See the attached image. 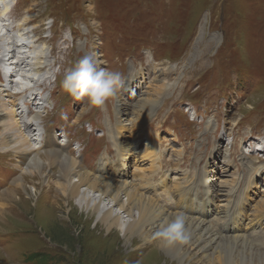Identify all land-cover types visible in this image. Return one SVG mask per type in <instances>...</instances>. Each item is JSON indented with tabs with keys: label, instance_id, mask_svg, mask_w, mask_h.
<instances>
[{
	"label": "rangeland",
	"instance_id": "1",
	"mask_svg": "<svg viewBox=\"0 0 264 264\" xmlns=\"http://www.w3.org/2000/svg\"><path fill=\"white\" fill-rule=\"evenodd\" d=\"M0 24V59L11 56L3 49L11 46L7 41L18 38L23 52L14 51L13 59L27 62L22 73L29 76V65L40 62L39 73L23 84L51 91L48 114L42 112L38 124L49 121V137L66 149L62 154L76 155L90 175L138 185L160 207L158 213H183L201 224L184 245L189 264H220L221 257L264 264V219L247 221L259 214L264 195V105L255 108L264 100V0H18L0 14ZM35 48L44 51L39 59ZM93 52L101 68L120 71L126 79V90L103 109L71 98L61 87L64 73ZM10 96L0 84V103L18 100ZM141 100L151 105L149 117L120 130L117 123L134 117ZM36 106L30 103L29 112L35 114ZM7 145L0 141V159L9 158L19 173L6 176L0 167V264H30L32 254L44 255L48 264H178L150 243L108 235L96 216L59 194L56 185L64 179L58 164L49 163L43 179L31 177L33 154H16ZM54 149L44 148L40 159L48 163L44 152ZM19 162L28 171L18 169ZM17 176L27 195L13 191ZM248 182V219L236 228L228 215L239 212ZM185 190L198 203L195 210L183 207L179 197ZM7 191L17 201L5 198ZM114 212L127 220L116 207Z\"/></svg>",
	"mask_w": 264,
	"mask_h": 264
},
{
	"label": "bare ground",
	"instance_id": "2",
	"mask_svg": "<svg viewBox=\"0 0 264 264\" xmlns=\"http://www.w3.org/2000/svg\"><path fill=\"white\" fill-rule=\"evenodd\" d=\"M15 1H17V0H0V14L2 16L6 15L7 12H9L11 10V7L13 5H15L14 4V3H16ZM0 26H1V24H0ZM1 28H3V27L1 26ZM2 33H4V31ZM7 35L9 36V34H7L5 32V37L8 40H10V38L7 37ZM34 37H32V38H34ZM34 42L35 41H33V40L31 41V43H34ZM11 46H12V44H11ZM18 48L19 47H17L16 49H18ZM6 49H7V52H9V54L12 55V60H13V58L16 56V52H14L13 48H10V47H8ZM19 49H18L20 52L19 55H21V53H22L21 48H19ZM33 53L35 54L36 57H38V59H39V55L40 56L44 55L43 54L44 51L41 49L38 50L37 48L33 49ZM35 56H33V57H35ZM8 57H9V55H8ZM32 61H34V60H32ZM19 62L21 63L20 66L23 65V62L21 60ZM8 65H9V68H11V64L8 63ZM17 66H18V64L15 62L14 67L11 69V71H13V73H12L13 76H9L8 82H9V84L15 86L16 83L13 81V79L17 78L19 86H16L18 88H16V87L15 88H16V90H21L24 88L23 82L25 83L26 81H28L31 78V76H35L36 74L39 73L38 67L40 66V62L35 63V66H36L35 68L33 67V63H31L29 65L30 67H32V69L30 71L31 74H29V76L26 75L25 73H22L23 71L20 70V67L17 68ZM6 71H8V70H6ZM4 78L5 79L2 81V83H0L1 86H3V83H7L6 82L7 77H4ZM32 78L34 79V77H32ZM56 79H58V76L56 77ZM33 86H34V88L36 87L35 85H33ZM30 91H32V92H30ZM15 92H16L15 90L9 91L11 96H13V95L18 96L17 101H13L11 99L10 101L4 100V102L0 103V107H1L0 108V139L7 142L8 149L13 151L16 154L17 153L26 154V155L33 154V156L28 160L30 165L28 167L29 172H27V173L31 177L36 176L38 178L43 179L44 176H46V174L49 173V169L47 168L48 164L51 162L58 164V166H59V173L58 174H60V177L62 179H64L62 183L60 182V183H57V185H56L58 187L57 189H58L59 194L62 197L67 198V200H69V198L71 196L73 198V201L74 200L77 201L81 207L85 208V210L90 215H92L91 218L96 216V219L98 221L97 225L104 227L106 229V231L109 233L108 235H113L112 233H117V234L122 233L124 239L130 240V241H132V240L140 241L141 240V241H144V245L147 243L152 244L154 248L152 247V245H151V247L154 249V252H155V250L158 251L159 248L161 249L160 251H166L167 253H169L170 255H172L173 257H175L178 260L177 261L178 264H189L191 262L190 258H188L189 255H187V248H184V245L191 239V236L195 234V232L193 230H195L198 227H201V224H196L194 220H187L186 219V228H187V236H188L187 241L185 243H182V244L164 245L158 239V233L163 226H165L167 223L171 222L177 215L173 216L170 214L169 215L166 214L167 216H165L162 212L158 213L157 209H159L160 207L158 208V206L152 200L144 197L142 192L138 191V190H140V188L137 187L138 185H134V183L131 185L126 184V185H128V189H126L127 188V187L125 188L126 185H120L117 183L115 184V183L109 181L107 179V177L90 175L89 173H87L86 171H84L83 169H81L79 167V165L77 163L79 158L76 155H74L72 157V159H73L72 160L71 157L68 156L67 153L62 154V151H65L66 149L61 147L62 145L60 142L59 143L56 142V140H57L56 137L47 136L44 141H41V139L36 137V135L29 134L28 131L35 129V124H37L38 121L41 119V113L46 112V107H47L48 103L50 102V100H49L48 96H45L44 98H42L43 96L40 95L39 92L33 91V88L25 89L24 91H22L19 94L15 93ZM28 92H30L29 98L27 97V94H26ZM36 98H37V100H36ZM139 102L141 105L139 104L140 106H139L138 113H136L134 115V117L131 116V117H129L130 118L129 119L128 117L125 116V119L123 118L122 122L117 123L119 125L120 130L122 128L124 130H127L125 128L126 127L125 124H132V127H134L137 125V123H140L143 120H145L146 116L149 117L148 114H150L151 105H144L143 106L142 100ZM30 103H37V106L34 109L35 114H33V112L30 111L28 119L25 120L24 115H23V106H21V105H24L29 110V104ZM149 103H151V102H149ZM18 107H21V109H22L21 113H19V114L17 113ZM118 119H120V118H118ZM142 125H143V123H142ZM119 134L121 136L123 135V134H121V132ZM32 136H34V137H32ZM2 140H0V141H2ZM48 147H54L55 149L53 151H45L44 152V154L48 158V163H44L42 161L43 159L42 158H41L42 160L40 159L41 155H39L38 153L42 152L44 148L46 149ZM1 148H2V146H1ZM109 152L111 153V151H109ZM106 154H108V151H106ZM123 161H124V158L121 157L120 162H121L122 166L125 167L126 165L123 163ZM56 164L52 163L51 165L56 166ZM17 167H18V169H21V170L24 169L20 162H19ZM15 171L17 173H19L18 170L15 169ZM103 172H106V171H103ZM16 178H20V177L17 176ZM21 178L19 180H17L16 184L14 183L15 186H14L13 191H15L17 188H19L20 192H22L23 195L24 194L27 195L26 184L23 182V180ZM141 180H143V179L141 178ZM199 180L200 179L197 178V182H199ZM207 180H208V178H207ZM13 181H15V180H13ZM219 184L220 185L222 184L224 186L225 183L224 182L222 183V181H221ZM139 187H141V186H139ZM113 188H115V191H113ZM247 188H248V191H246V193H245V197L243 199L242 207L239 209V212L238 213L233 212V213L228 215V217H229L228 221H227L228 224H232L236 228L240 224L243 217H245L246 220L248 219V215L246 214L245 207L247 205L248 200L251 198L249 196V191L250 192L252 191V184L250 182H248ZM225 189H227V188H225ZM125 190H127V191H125ZM209 190H211V189H209ZM121 192L123 194H121ZM55 193H57V191H55ZM95 193H97V195ZM182 194H183L182 197H179V198L182 200L183 207L187 210H190V209L195 210L198 207V203L196 201H194V196L192 195L191 191L185 190ZM110 195H112V196H110ZM4 196H5V198L10 199L11 202H14V198L17 201V195H15L14 192H12V191L5 192ZM122 196L124 197V201H122ZM206 197H207L206 200L208 202L213 201V198H210L208 196H206ZM65 198H63V199H65ZM258 202H259V206H260V208L258 207L259 208L258 209L259 214L257 216L255 215L256 217L254 216L253 222H251V218L249 220H247L249 223L259 224V222H261V220L264 219V195L262 198H260V201L258 200ZM115 207L119 210V212L121 214L126 215L125 217L127 218V220L122 221V218L120 217V215L118 213L114 212ZM199 207L206 208L204 203L199 204ZM254 207H256V205H254ZM134 211L136 212L135 214H134ZM254 211H253V213H254ZM8 217H9V215H7V218ZM261 217H263V218H261ZM152 223H157L155 229H154V227H153V229L148 228V226L151 225ZM155 230L157 231L156 232L157 234L153 235L152 232ZM228 241L229 240H223L221 242V244L222 243L227 244V245L233 244V242H231V241L228 242ZM210 243H211V241H210ZM243 244L246 247V244L245 243H243ZM144 251L146 253L150 250L147 251L144 249ZM224 251L226 252V249H224ZM150 252H153V251H150ZM246 252H248V251H246ZM161 253H160V255H161ZM229 253H232V252H229ZM162 255L164 256L163 253H162ZM161 258H163V257H161ZM230 258L231 257H226V258L221 257L219 259L220 264H234V263H232L233 262L232 260L229 261ZM166 264H167V262H166Z\"/></svg>",
	"mask_w": 264,
	"mask_h": 264
},
{
	"label": "clouds",
	"instance_id": "3",
	"mask_svg": "<svg viewBox=\"0 0 264 264\" xmlns=\"http://www.w3.org/2000/svg\"><path fill=\"white\" fill-rule=\"evenodd\" d=\"M63 91L77 99L103 109L107 103L126 90V79L120 71L101 68L95 53L79 59L66 71L61 81ZM158 239L164 245L182 244L188 239L186 218L183 213L161 228Z\"/></svg>",
	"mask_w": 264,
	"mask_h": 264
},
{
	"label": "trees",
	"instance_id": "4",
	"mask_svg": "<svg viewBox=\"0 0 264 264\" xmlns=\"http://www.w3.org/2000/svg\"><path fill=\"white\" fill-rule=\"evenodd\" d=\"M256 76H257V74H254V77H256ZM262 105H264V100L260 104H258L257 106H255V108L256 109H261L262 107H260V106H262ZM27 260H28V262L30 264H48V260H46L45 257H44V255H42V254H32V255H30L27 258Z\"/></svg>",
	"mask_w": 264,
	"mask_h": 264
}]
</instances>
